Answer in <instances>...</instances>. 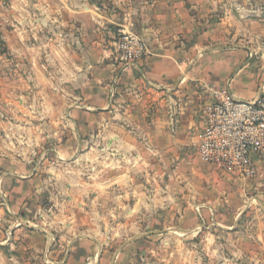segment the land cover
I'll return each instance as SVG.
<instances>
[{"label": "rangeland", "instance_id": "1", "mask_svg": "<svg viewBox=\"0 0 264 264\" xmlns=\"http://www.w3.org/2000/svg\"><path fill=\"white\" fill-rule=\"evenodd\" d=\"M27 5L0 0V264H256L233 261L198 228L199 214L183 215L178 205L185 197L211 203L214 223L230 224L223 205H234L213 189L223 172L198 156L201 132L168 151L170 164L161 158L165 139L139 129L126 135L140 146L135 161L130 153L120 162L117 154L103 159L102 129L94 140L99 151L87 160H60L56 148L70 128L58 132L59 115L70 103L53 96L52 58L63 38L53 20L25 18ZM245 193L235 194L237 206L247 198L258 205L256 193ZM208 217L205 227L213 224ZM91 241L97 246L89 257ZM67 250L72 255L62 261Z\"/></svg>", "mask_w": 264, "mask_h": 264}, {"label": "crops", "instance_id": "2", "mask_svg": "<svg viewBox=\"0 0 264 264\" xmlns=\"http://www.w3.org/2000/svg\"><path fill=\"white\" fill-rule=\"evenodd\" d=\"M25 4L29 8L25 18L53 20L59 26L58 38H63L52 58L53 96L70 103L59 115L58 132L69 131L56 148L60 160L64 156L87 160L99 151L94 140L102 129L103 159L117 154L120 162L130 153L135 161L140 146L126 135L142 130L165 139L162 148L167 154L161 158L170 164L174 156L168 151L183 148L191 133L205 127L201 110L210 100L207 89H227L244 102L264 96V0H25ZM121 28L140 37L149 56L134 65L123 64L115 48ZM125 120H131V130L124 128ZM146 122L148 126L141 124ZM67 126L70 129L63 133ZM148 143L153 148L151 139ZM13 173V178L20 177L19 171ZM225 174L213 189L228 194L234 205L228 201L223 205L230 224L222 219L214 223L218 211L211 203L185 197L178 205L183 215L199 214L198 228L210 231L215 247L225 248L233 261L264 264V167L254 181ZM245 191L257 194L258 205L253 198H240L244 205H236L235 194L243 197ZM207 216L213 224L205 227ZM86 246L88 256L94 255L97 243ZM69 255L70 250L63 253L62 261Z\"/></svg>", "mask_w": 264, "mask_h": 264}, {"label": "built area", "instance_id": "3", "mask_svg": "<svg viewBox=\"0 0 264 264\" xmlns=\"http://www.w3.org/2000/svg\"><path fill=\"white\" fill-rule=\"evenodd\" d=\"M118 59L128 65L149 56L146 44L131 31H117ZM205 127L198 136L200 160L223 173L254 181L264 167V96L235 100L227 89H207Z\"/></svg>", "mask_w": 264, "mask_h": 264}]
</instances>
